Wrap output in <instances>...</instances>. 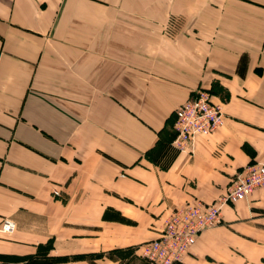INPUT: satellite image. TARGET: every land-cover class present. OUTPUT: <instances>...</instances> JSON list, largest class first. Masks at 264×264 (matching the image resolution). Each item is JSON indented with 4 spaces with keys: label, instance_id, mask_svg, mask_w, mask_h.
I'll list each match as a JSON object with an SVG mask.
<instances>
[{
    "label": "crops",
    "instance_id": "obj_1",
    "mask_svg": "<svg viewBox=\"0 0 264 264\" xmlns=\"http://www.w3.org/2000/svg\"><path fill=\"white\" fill-rule=\"evenodd\" d=\"M197 1L0 0V222L16 225L0 255L150 264L138 246L173 208L264 159V0ZM168 14L184 17L172 39L151 28ZM199 89L224 123L163 168L173 111ZM176 264H264V186Z\"/></svg>",
    "mask_w": 264,
    "mask_h": 264
},
{
    "label": "built area",
    "instance_id": "obj_2",
    "mask_svg": "<svg viewBox=\"0 0 264 264\" xmlns=\"http://www.w3.org/2000/svg\"><path fill=\"white\" fill-rule=\"evenodd\" d=\"M224 123V112L210 92L199 89L174 110L171 146L193 154L198 137L213 134ZM264 186V159L249 162L233 175L226 191L211 202L194 199L171 210L159 235L139 244V255L151 264H176L189 254L198 235L222 221L225 206L248 200ZM12 219L0 222V234L13 232Z\"/></svg>",
    "mask_w": 264,
    "mask_h": 264
},
{
    "label": "rangeland",
    "instance_id": "obj_3",
    "mask_svg": "<svg viewBox=\"0 0 264 264\" xmlns=\"http://www.w3.org/2000/svg\"><path fill=\"white\" fill-rule=\"evenodd\" d=\"M153 2H155L156 0H151ZM168 3H166V5H175L174 0H166ZM220 3V1H219ZM183 4V3H182ZM156 5V4H153ZM197 5L199 6L200 9H203L202 6H207V3L205 0H199L197 1ZM204 10V9H203ZM155 18L157 17V15H153ZM217 17V15H213V14H209V13H205V12H200L199 10V14H198V18L203 21V22H209L211 21L213 18ZM181 18H184L182 15H176V14H168L165 17V22L162 25H158V23H155L153 21H151V23L155 24L154 26H152L151 28L156 29L159 34L161 33L164 37L168 38V39H172L175 38L179 32H181L182 30V26L181 24L183 23L184 20H182ZM162 23V22H161ZM150 30V33L152 34L153 30ZM211 32V31H210ZM216 32V31H215ZM199 39H202L205 37L206 35V31H199ZM217 33V32H216ZM218 35L220 36V32H218ZM173 118H174V111H173ZM174 129V128H173ZM216 132V131H215ZM53 195L55 197H58L60 195L59 191L54 190ZM218 225V224H217ZM216 226V225H215ZM214 227V226H213ZM209 229V228H208ZM207 230V229H205ZM204 230V231H205ZM202 233V232H201ZM200 233V234H201ZM10 234V233H9ZM0 235H8V234H0ZM199 236V235H198ZM48 246H51V241L49 240V243L47 245L44 246L43 251H41V255H46L47 252L46 250L48 249ZM140 256V255H139ZM141 257V256H140ZM50 258V257H48ZM143 258V257H142ZM144 259V258H143ZM51 260H53V258H50V261L47 260H43L41 263L37 262L36 264H48L51 262ZM146 260V259H145ZM147 261V260H146ZM24 261H22V259H18L17 257L13 256V255H0V264H21ZM151 264V263H150Z\"/></svg>",
    "mask_w": 264,
    "mask_h": 264
},
{
    "label": "trees",
    "instance_id": "obj_4",
    "mask_svg": "<svg viewBox=\"0 0 264 264\" xmlns=\"http://www.w3.org/2000/svg\"><path fill=\"white\" fill-rule=\"evenodd\" d=\"M173 137H174V134H173ZM173 137H172V139H173ZM171 141H172V140H171ZM168 149H169L170 151H169V153L167 154V156H165V157L163 158L162 161H160V159H159L158 156H156V157L153 158V161H155V162L158 163L159 165L161 164V166H162L163 168H167V167H168V165H169L170 162H171V159H172L173 155L176 153V150H175L172 146H170V148H168ZM81 257H83V256L80 255V254H77V255H74L72 258H73V259H77V258H81ZM52 258L57 259V260L64 259V257H62V256H54V257H52Z\"/></svg>",
    "mask_w": 264,
    "mask_h": 264
}]
</instances>
